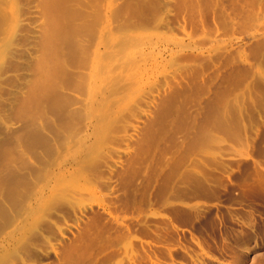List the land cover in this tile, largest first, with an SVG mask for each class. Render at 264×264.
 <instances>
[{"label": "rangeland", "instance_id": "obj_1", "mask_svg": "<svg viewBox=\"0 0 264 264\" xmlns=\"http://www.w3.org/2000/svg\"><path fill=\"white\" fill-rule=\"evenodd\" d=\"M260 10L0 0V264H264Z\"/></svg>", "mask_w": 264, "mask_h": 264}, {"label": "bare ground", "instance_id": "obj_2", "mask_svg": "<svg viewBox=\"0 0 264 264\" xmlns=\"http://www.w3.org/2000/svg\"><path fill=\"white\" fill-rule=\"evenodd\" d=\"M252 10H253V9H252ZM258 11H259V10H258ZM260 11H264V10H260ZM255 14H256V13H255ZM259 14H260V13H259ZM259 14H258V15H259ZM189 15H192V16L196 17V15L194 14V10H193V9L190 10ZM254 16H255V15H254ZM256 16H257V15H256ZM256 16H255V17H256ZM251 17H253V15H252ZM251 17H250V18H251ZM255 17H253V20L255 19ZM196 18L200 21V15H199L198 13H197V17H196ZM258 18H260V17L257 16L256 19H258ZM251 19H252V18H251ZM253 20H252V22H253ZM192 22H195V20H193ZM255 22H256V21H255ZM253 23H254V22H253ZM28 24H29V23H28ZM252 37H253V35H252Z\"/></svg>", "mask_w": 264, "mask_h": 264}]
</instances>
